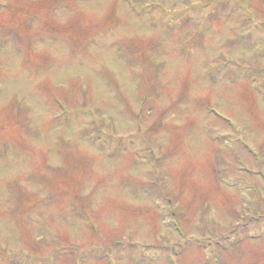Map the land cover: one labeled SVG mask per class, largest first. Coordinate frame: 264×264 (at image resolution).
<instances>
[{
	"label": "rangeland",
	"instance_id": "rangeland-1",
	"mask_svg": "<svg viewBox=\"0 0 264 264\" xmlns=\"http://www.w3.org/2000/svg\"><path fill=\"white\" fill-rule=\"evenodd\" d=\"M0 264H264V0H0Z\"/></svg>",
	"mask_w": 264,
	"mask_h": 264
}]
</instances>
